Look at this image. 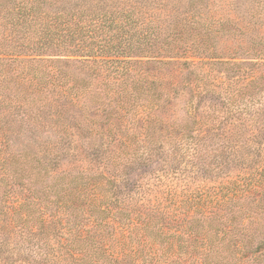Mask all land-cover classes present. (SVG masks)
Returning <instances> with one entry per match:
<instances>
[{"label":"trees","instance_id":"1","mask_svg":"<svg viewBox=\"0 0 264 264\" xmlns=\"http://www.w3.org/2000/svg\"><path fill=\"white\" fill-rule=\"evenodd\" d=\"M260 67L264 0H0V264H264Z\"/></svg>","mask_w":264,"mask_h":264},{"label":"rangeland","instance_id":"2","mask_svg":"<svg viewBox=\"0 0 264 264\" xmlns=\"http://www.w3.org/2000/svg\"><path fill=\"white\" fill-rule=\"evenodd\" d=\"M184 3H186V2H188V0H182ZM235 0H233V2H234ZM251 1V0H250ZM235 15L237 14L238 15V13L239 12H233ZM239 17H241V19H242V17H243V15L242 14H239ZM255 30H257V26L255 27ZM260 70H264V67H260ZM161 167V164H159V165H155L153 168H152V172H153V174H155V173H157L158 172V170L157 169H159Z\"/></svg>","mask_w":264,"mask_h":264}]
</instances>
